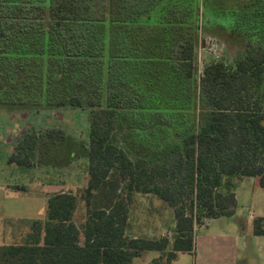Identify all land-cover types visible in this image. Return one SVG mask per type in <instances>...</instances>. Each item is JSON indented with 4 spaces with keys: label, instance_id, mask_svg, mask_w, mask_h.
Masks as SVG:
<instances>
[{
    "label": "trees",
    "instance_id": "16d2710c",
    "mask_svg": "<svg viewBox=\"0 0 264 264\" xmlns=\"http://www.w3.org/2000/svg\"><path fill=\"white\" fill-rule=\"evenodd\" d=\"M206 29L251 37L198 72ZM39 104L87 107V144L31 129L7 161L86 156L84 217L76 194L48 195L0 264H131L149 250L169 264L193 251L195 219L234 213L241 178L264 187V0H0V106ZM135 193L172 208L171 242L127 235Z\"/></svg>",
    "mask_w": 264,
    "mask_h": 264
},
{
    "label": "rangeland",
    "instance_id": "374dc122",
    "mask_svg": "<svg viewBox=\"0 0 264 264\" xmlns=\"http://www.w3.org/2000/svg\"><path fill=\"white\" fill-rule=\"evenodd\" d=\"M251 35L246 33L231 34L230 36L217 29H206L203 32L198 47V72L211 61L221 59L231 60L233 49L243 46ZM88 111L87 107H71L63 105L48 106L44 104L23 107L6 108L0 106V179L8 177L12 182L29 179L30 174L26 167L13 165L7 162L6 149L14 147L16 142L27 131L33 129L57 127L70 136L71 141L87 144L88 141ZM7 155V156H6ZM5 158V159H4ZM21 170V171H20ZM3 173V174H2ZM8 173V176L6 174ZM51 174L44 175L45 179ZM60 178L77 182L79 187L74 188L78 197V205L75 210V220L79 225L84 217V203L81 199L83 188L88 179L86 162L84 159L73 161L61 167ZM82 184V186H80ZM237 205L236 215L239 220L250 225V215L264 216V187L259 186L256 178L247 177L236 186ZM128 227L126 233L129 236H146L152 238H167L170 242L174 236L175 218L172 208L164 201L152 194L135 193L129 204ZM225 217L218 220L208 218L195 219L194 238L197 247L204 252L208 247L205 257L208 261L218 263V260H227L225 250L227 242L224 240L212 242L205 241L202 237L208 230L225 227ZM203 224L201 227L198 225ZM251 236V235H250ZM253 236V235H252ZM155 253L146 251L144 254ZM249 264H264V246L252 245L249 242L246 251ZM143 258V257H142ZM205 258V261H207ZM218 258V259H217ZM220 258V259H219Z\"/></svg>",
    "mask_w": 264,
    "mask_h": 264
},
{
    "label": "crops",
    "instance_id": "0c3cea01",
    "mask_svg": "<svg viewBox=\"0 0 264 264\" xmlns=\"http://www.w3.org/2000/svg\"><path fill=\"white\" fill-rule=\"evenodd\" d=\"M13 148L12 146L8 147L6 152H8V154L11 153ZM81 159H84L87 168L86 156L78 157L74 155V157L69 160L68 164ZM33 161L34 163L31 167H26L27 171L30 173L28 175L29 179L19 182H12L8 177H2L0 179V245L25 242L27 236L33 230L32 221H43L44 219L47 196L59 192H70L75 194L74 188L79 187L77 182H72L69 179L62 180L60 178L61 166L38 163L35 162L34 159ZM8 164L13 166L15 163L8 162ZM45 173L47 175L51 174V177L45 179ZM6 176H8V173ZM244 178L247 177L241 178L239 182L242 183ZM80 186H82V184ZM234 192L237 205L236 189ZM222 217L228 219L226 226L213 228L211 230L208 228L207 232L202 237L205 241L209 239L214 243L221 240L227 242L225 248V250L228 251L227 260L222 261L219 258L220 260H218V263L208 261L205 257V253H208V247L204 248L205 253L201 252L194 238L193 251L180 253L177 258L169 264H249L246 253L249 242L254 246H264V236L252 234V221L250 225H247L239 220L236 215V207L234 213L230 216H220L211 219L218 220ZM254 217L256 216L250 215L251 220H253ZM149 251L155 253L134 257L131 264H151L153 260L159 257L160 253L156 250ZM205 258L207 261H205Z\"/></svg>",
    "mask_w": 264,
    "mask_h": 264
},
{
    "label": "built area",
    "instance_id": "2783aa9c",
    "mask_svg": "<svg viewBox=\"0 0 264 264\" xmlns=\"http://www.w3.org/2000/svg\"><path fill=\"white\" fill-rule=\"evenodd\" d=\"M203 224H200V225H198V227H201ZM194 230H195V228H194Z\"/></svg>",
    "mask_w": 264,
    "mask_h": 264
}]
</instances>
